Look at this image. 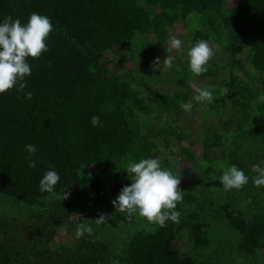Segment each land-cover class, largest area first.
I'll use <instances>...</instances> for the list:
<instances>
[{
    "label": "trees",
    "instance_id": "16d2710c",
    "mask_svg": "<svg viewBox=\"0 0 264 264\" xmlns=\"http://www.w3.org/2000/svg\"><path fill=\"white\" fill-rule=\"evenodd\" d=\"M228 1L0 0V20L11 16L27 23L36 12L50 17L53 23L48 51L39 59H29L32 74L26 77L24 93L31 92L32 99L27 100L24 93L15 90L0 95V197L32 211L45 210L55 202L60 204L57 206L75 208L80 199L74 198L83 197L91 213L106 217L109 230H124L120 218H110V196H119L132 183L126 173L129 162L158 158L168 164L163 152L172 150L173 141L181 144L186 138L176 124L184 119L187 112L181 105L188 103L190 96L198 94L199 89L210 91L212 101L202 102L204 123L214 112L225 115L231 111L238 119L232 124L243 133L251 102L264 97V80L258 79L264 74V0H235L237 6L232 9L227 8ZM146 6L151 10L145 11ZM180 28L191 32L189 37L183 35L188 49L200 40L219 45L224 38L222 47L232 52L224 65H230V73L238 56L246 54L251 83L232 73L224 79L220 63L206 65L205 72L194 76L187 70L186 55L185 61L171 64L182 92L171 94L153 88L151 80L158 79L152 74L155 61L161 62L162 54L169 50V38ZM121 48L125 51L121 56L131 59L135 67L117 74L107 65L106 53H118ZM93 116L100 118L97 127L91 124ZM221 122L228 133L231 123ZM206 130L211 135L204 141L207 151L196 157L181 147L183 155L206 161L210 152L225 144V134L211 125ZM27 144L38 149L31 157L36 161L35 168L28 166ZM228 164L243 170L237 150L229 155ZM49 169L59 174L60 181L54 193H41L39 183ZM106 177L108 182L118 183L109 187ZM63 192L69 194L67 199L63 200ZM194 200L193 193L187 191L178 202V222L168 221L165 227L147 222L144 228L121 237H117L118 229L111 236L104 225L90 221L88 225L98 226L101 231L85 234L70 250L68 264H215L198 258L196 253L182 258L173 248L189 226L194 227L196 235L193 252L209 247L203 225L191 222L186 215L197 213L192 206ZM218 213L222 214L225 230L236 238L234 250L253 257V264H264L257 258L264 251V211L247 216L228 196ZM2 225L0 264H37L23 261L19 245L12 241L21 233L16 224L11 226L14 235L6 231L10 225ZM32 239L34 244L39 240L36 236ZM39 252L35 255L41 262L53 259L51 254L46 257Z\"/></svg>",
    "mask_w": 264,
    "mask_h": 264
},
{
    "label": "rangeland",
    "instance_id": "374dc122",
    "mask_svg": "<svg viewBox=\"0 0 264 264\" xmlns=\"http://www.w3.org/2000/svg\"><path fill=\"white\" fill-rule=\"evenodd\" d=\"M146 0H140L144 3ZM228 9H232L237 6L235 0H230L226 3ZM151 8L146 6L145 11H150ZM191 35L189 30L178 29L172 34L177 39L182 41L180 49L169 50L162 54L161 63L167 58V55L172 56V61L181 62L185 61L188 42L186 37ZM225 39L222 38L221 44L209 45L213 51V55L210 58L207 66L213 63H220V74L224 79H229L231 73L233 77L238 79H245L246 83H251V68L249 66V60L246 54L241 53L238 56V62L233 71L229 72V66L227 61L231 56V51H226ZM125 51L121 48L118 53L108 51L106 53L107 65L117 74L128 73L134 69L135 65L131 59H124L121 55ZM187 70L188 63L186 64ZM152 74L158 76L157 80H151L152 86L155 89L171 94H178L182 92V88L177 83V77L174 75L172 65L170 67L160 64L156 66ZM258 79L264 80V74L259 75ZM209 79H205L204 82H208ZM213 84L216 83L214 79H210ZM191 81H194L191 79ZM202 82V83H204ZM256 82V81H255ZM196 90L197 86L195 87ZM226 89H224L225 91ZM197 92V91H196ZM198 94L190 96V100L193 103L191 112H187L184 119L176 124L179 130L185 132L186 138L181 144L176 140L172 143V150L164 151L163 157L168 158V164L162 163V166L167 169H171L174 174L180 178L179 188L183 191V197L187 191L193 193L195 200L192 202V206L195 207L197 212L195 216L193 214L188 215V219L193 223H199L203 225V230L206 231V235L209 238V247L204 246L202 249H197L193 252V243L196 241L195 230L193 226H189L184 229V237L182 240L175 242L173 248L177 250L182 258L187 257L193 253H196L198 258L202 260H209L215 262V264H253L256 261L251 256H242L240 253L234 250L236 245V238L234 234L225 230L222 223V214L218 213L219 208L228 200V196L232 197L235 207L244 211L247 216H252L264 211V188H257L252 183L251 178L255 176V173L251 171L252 165L258 162L259 159H264V97L260 96L251 102V109L249 111L248 120L245 121L243 126V133L236 131V124L233 117V113L226 111L225 115H221L217 112L207 116L208 122L204 123V116L202 111L204 109L203 103L196 99ZM231 103L230 101H228ZM235 118H237L235 114ZM231 123L229 125V132H225L221 125V122ZM214 127L220 133L226 135L225 144L219 149H215L210 152L209 158L206 161H199L196 158H190L183 155L182 149H189L194 155L202 156L207 151L204 145L206 137H211L208 134L206 127ZM223 126V125H222ZM242 135L241 137H239ZM235 137L238 139L235 140ZM233 150H237L240 153L243 161V171L249 176V183L239 190L223 191V185L220 183L219 177L222 175V170L230 167L229 155ZM211 151V150H208ZM105 178V181L108 182ZM123 183L124 180H120ZM116 181L108 182L109 187L117 184ZM206 186H205V185ZM110 196V195H109ZM117 195L110 196L111 216L120 218L124 224L123 228L113 227L109 230L108 221L101 223L105 226L106 230L110 232L111 236L115 231L118 232L117 237H121L122 234H131L136 230L144 228L147 224L146 219L140 217L138 214H134L129 217L127 214L119 213L113 207V201L117 199ZM200 197V199L198 198ZM79 200L75 208L70 206H57L59 203L55 202L54 206L49 203L47 209L42 211H32L27 207H22L17 201H12L7 198L0 197V229L5 225H10L6 228L9 235H14L11 231V226L16 224L17 228L21 231L20 235L15 236L12 241L17 243L19 252L22 254L23 261H31L37 264H68V254L72 250L81 238L77 239L75 233L78 225L83 222L84 224L97 223L99 217L97 214L91 213V206L82 198H74ZM71 204V203H70ZM50 207V208H49ZM203 209V210H202ZM108 213V212H107ZM185 215V216H186ZM5 218L1 224V218ZM7 219V220H6ZM93 230L101 231L98 226L92 227ZM122 230V231H121ZM43 233V236L37 235ZM113 234V235H114ZM37 237V243L34 244L33 237ZM36 246V247H35ZM40 251V252H39ZM42 255H52L53 259H45L41 262L39 257H36L37 253ZM259 262L264 261V251L257 257ZM261 264V263H260Z\"/></svg>",
    "mask_w": 264,
    "mask_h": 264
},
{
    "label": "clouds",
    "instance_id": "9594fccd",
    "mask_svg": "<svg viewBox=\"0 0 264 264\" xmlns=\"http://www.w3.org/2000/svg\"><path fill=\"white\" fill-rule=\"evenodd\" d=\"M53 31V23L50 17L33 12L27 23H22L20 19H13L8 16L0 20V95L7 94L15 90L24 93L27 87L26 77L32 74V66L29 59H39L43 53L48 51V38ZM169 52L173 49H180L182 41L173 37L169 38ZM213 55L212 49L205 40L196 42L187 50L188 68L194 76H199L206 71V65ZM158 66L164 64L168 67L172 64V56L161 63L155 61ZM193 88L196 87L191 83ZM27 100L32 99V93H24ZM198 101L211 102L213 95L210 91L199 89L196 96ZM185 112H191L193 103L189 101L181 105ZM93 127L100 125V118H91ZM25 151L29 154L28 166L36 167V161L31 159L38 149L33 144L25 145ZM251 171L255 176L251 178L255 187L264 188V159L252 165ZM126 173L132 183L126 185L120 192L113 207L119 213L127 214L131 217L138 214L147 222L165 227L166 222H178L180 212L176 211L178 202L183 199V191L180 190L181 183L178 175L171 169L164 168L158 158H142L139 162H129ZM223 185L225 192L239 190L249 183V176L236 165H232L222 170V175L216 177ZM60 181L59 174L49 169L42 176L39 183L41 193H54L55 187ZM69 194L62 193V198L67 199ZM97 224L106 222V217L101 215ZM93 228L81 222L76 230L77 239L85 234L91 235ZM118 264V262H114Z\"/></svg>",
    "mask_w": 264,
    "mask_h": 264
}]
</instances>
